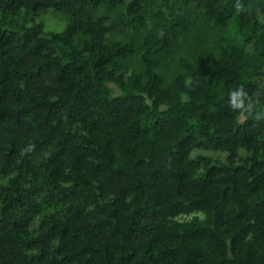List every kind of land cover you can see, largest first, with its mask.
Returning a JSON list of instances; mask_svg holds the SVG:
<instances>
[{"label": "trees", "instance_id": "16d2710c", "mask_svg": "<svg viewBox=\"0 0 264 264\" xmlns=\"http://www.w3.org/2000/svg\"><path fill=\"white\" fill-rule=\"evenodd\" d=\"M0 264H264V0H0Z\"/></svg>", "mask_w": 264, "mask_h": 264}, {"label": "rangeland", "instance_id": "374dc122", "mask_svg": "<svg viewBox=\"0 0 264 264\" xmlns=\"http://www.w3.org/2000/svg\"><path fill=\"white\" fill-rule=\"evenodd\" d=\"M51 11H53V10H49L45 16L42 15L43 20L45 17L47 28H49V29L61 28L65 24V19L60 18L58 16H55Z\"/></svg>", "mask_w": 264, "mask_h": 264}]
</instances>
